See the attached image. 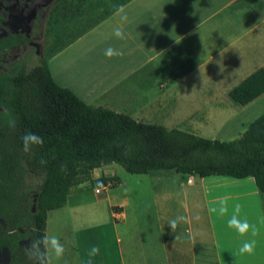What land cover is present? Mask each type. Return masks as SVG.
<instances>
[{
  "label": "crops",
  "instance_id": "0c3cea01",
  "mask_svg": "<svg viewBox=\"0 0 264 264\" xmlns=\"http://www.w3.org/2000/svg\"><path fill=\"white\" fill-rule=\"evenodd\" d=\"M238 1L131 0L52 56L50 71L89 104L147 123L169 126L170 118L183 114L192 126L207 125L231 105L229 91L264 66V8L254 2L231 8ZM117 28L123 39L114 34ZM110 47L123 56H107ZM168 52L169 68L159 67ZM245 108L258 118L264 94ZM132 174V184L99 187L97 179L116 176L107 164L82 179L58 208L71 210L69 236L48 213L45 233L59 238L64 255L71 246L70 264H264V211L253 177L190 176L174 169ZM248 196L255 203L256 217L248 220L255 236L227 226L233 206ZM220 198L229 209L223 219L209 212ZM178 216L184 219L172 231L169 223ZM246 240L255 241L254 251L238 254ZM92 246L99 255H88Z\"/></svg>",
  "mask_w": 264,
  "mask_h": 264
},
{
  "label": "trees",
  "instance_id": "16d2710c",
  "mask_svg": "<svg viewBox=\"0 0 264 264\" xmlns=\"http://www.w3.org/2000/svg\"><path fill=\"white\" fill-rule=\"evenodd\" d=\"M129 1L55 0L45 32L59 23L63 29L55 34L51 46L36 56L31 70L19 68L16 85L8 91L10 106L0 125V165H15L14 160L18 168L42 173L35 210L29 212L30 217H18V224H32L37 240L45 235L49 211L66 204L72 187L90 178L95 168L112 163L137 174L174 169L190 176L253 177L264 200V113L240 138H208L89 104L54 80L49 59ZM248 2L264 8V0H239L231 8ZM263 94L264 66L234 86L228 96L234 104L246 106ZM9 120H15L14 128ZM27 132L43 138V145L34 146L29 153L23 151L21 139ZM120 182L117 176H103L95 185L116 186ZM18 212L24 214L20 204ZM0 241L16 251L3 234ZM15 243L18 246L17 240Z\"/></svg>",
  "mask_w": 264,
  "mask_h": 264
},
{
  "label": "flooded vegetation",
  "instance_id": "af4514ba",
  "mask_svg": "<svg viewBox=\"0 0 264 264\" xmlns=\"http://www.w3.org/2000/svg\"><path fill=\"white\" fill-rule=\"evenodd\" d=\"M54 2L0 0V125L3 112L10 106L8 91L16 85L19 68L25 66L31 70V62L34 65V59L45 48L35 50L34 38L45 32L49 8ZM33 54H36L34 59ZM12 163L15 165H0V235L3 234L16 249L15 252L9 249L8 264H34L35 258L29 255L31 243L37 240L34 227L29 222L18 224V217H30L29 212L35 210L38 199L35 187L40 185L42 173L29 167L18 168L14 160ZM19 204L24 214L18 212ZM5 248L9 247L2 246L0 241V256Z\"/></svg>",
  "mask_w": 264,
  "mask_h": 264
},
{
  "label": "rangeland",
  "instance_id": "374dc122",
  "mask_svg": "<svg viewBox=\"0 0 264 264\" xmlns=\"http://www.w3.org/2000/svg\"><path fill=\"white\" fill-rule=\"evenodd\" d=\"M249 6H253V4H250ZM72 23L76 24L75 21ZM80 27L81 26H79V28ZM62 29H63V24H59V25H54L53 27L50 26V29H48L46 32L42 31L40 34H38V37L34 38V41H35L34 49L35 50L39 49V48L41 49L43 47L48 49V47L51 46V44L55 41L54 40L55 34ZM35 56H36V54H33V59L35 58ZM156 63L159 64V67L165 66V67L169 68V66H170V52H168L167 55H164L163 57H161V59L158 60ZM151 65L153 66L154 64H151ZM32 66H33V62H31L30 68ZM230 103L232 106L231 105H225L221 109V111H219V112H221L222 116H220L218 118H212L211 117V120L208 121L207 125L192 126V125H190L189 121L186 120L184 122L185 117L182 114V115H177L174 118H170L169 121H172V123H170L169 126H167V125H164V126H166L167 128H171L172 124H174V126H176L177 128H180V129H183V130H186L189 132H194L200 136H204V137H208V138H221V139H227V140L240 138L242 136V134L244 133V131L249 126V124L251 123V121L254 120L256 117H253L252 114L250 115V113L252 112V108H245V106L236 105L232 102H230ZM203 112H206V111H199V113H203ZM207 112L209 114H212V111H207ZM262 112H264V111H262ZM216 113H217V111H216ZM232 120L235 122V124H234V126H231V128L227 127V125H222L224 122L226 123L227 121L230 122ZM223 129L225 132L220 133V130H223ZM229 131H230V133L226 134ZM218 133L220 135H217ZM112 167H113L114 173L116 174V176L120 180L128 181L131 184L133 182H136L133 179L134 177H136V174H132V173L127 172L123 166H121L117 163H112ZM252 182H253V180H252ZM78 184H76L72 187L71 192H73L77 189ZM35 189H36V187H35ZM239 189L243 195L246 194V187L245 186H241V187H239ZM257 192H258V197L261 200V205H262L263 211H264V200L261 197V194L259 193L258 190H257ZM240 205L242 206L241 216H240V218L242 220L246 218L248 221L249 217H256L255 208H254L255 203H254L253 196L252 197L248 196L247 198H244L240 202ZM49 215L51 217V224L56 225L57 223H59L62 227H64L63 232L65 233V235L69 236V233H71L72 229H71V225L69 223L70 221L67 217H72L71 210L69 208L56 209L54 211H50ZM67 247L68 248L66 250V254L62 258L63 263L61 262V259L55 260V262H54L55 257L53 256V258H52L53 264H70L71 263V258H72L73 253L71 250V246L68 245Z\"/></svg>",
  "mask_w": 264,
  "mask_h": 264
},
{
  "label": "clouds",
  "instance_id": "9594fccd",
  "mask_svg": "<svg viewBox=\"0 0 264 264\" xmlns=\"http://www.w3.org/2000/svg\"><path fill=\"white\" fill-rule=\"evenodd\" d=\"M114 34L123 39L124 33L121 29L117 28ZM105 54L110 58L112 56H123V52L112 49L111 47L106 49ZM15 120H9V126L15 127ZM23 151L29 153L32 151L34 146H42L43 138L39 135L27 132L22 136ZM242 206L240 204H235L233 206L232 214L227 220V226L229 228L235 229L241 236H245L251 233L252 236L257 234V228L255 225H250L247 219H241ZM210 214H215L219 218L223 219L228 216L229 209L226 198H220L218 201V206H212L209 208ZM184 218L182 216L176 217L174 220L170 221L169 225L172 227V231L175 230L177 224ZM255 241L246 240L243 245L239 248L238 254L248 253L251 254L254 251ZM65 253L64 246L60 243L59 238L56 236H49L47 233L38 240H34L30 245L29 255L35 258L36 264H53V256L56 260H60ZM100 249L98 246H92L88 252L90 257L99 255Z\"/></svg>",
  "mask_w": 264,
  "mask_h": 264
},
{
  "label": "water",
  "instance_id": "95a60500",
  "mask_svg": "<svg viewBox=\"0 0 264 264\" xmlns=\"http://www.w3.org/2000/svg\"><path fill=\"white\" fill-rule=\"evenodd\" d=\"M10 260V250L9 248H5L0 256V263L8 264Z\"/></svg>",
  "mask_w": 264,
  "mask_h": 264
}]
</instances>
